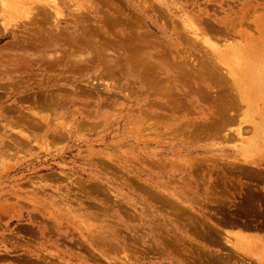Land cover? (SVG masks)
<instances>
[{
	"label": "rangeland",
	"instance_id": "obj_1",
	"mask_svg": "<svg viewBox=\"0 0 264 264\" xmlns=\"http://www.w3.org/2000/svg\"><path fill=\"white\" fill-rule=\"evenodd\" d=\"M54 2L59 10L53 9ZM263 9L264 0H0V56L5 61L0 57V81L11 68L2 50L12 51L10 44L24 27L29 34L36 22L48 32L57 23L66 30L81 17L98 20L117 10L122 18L114 15L132 26V34L148 37L142 44L151 45L155 56L167 54L176 66L170 78L185 84L184 91L179 86L173 93L175 104L181 102L173 112V107L163 108L174 101L156 100L126 67L113 78L99 68H84L68 79L56 66L43 73L44 67L35 64L30 79L8 73L9 81L0 82V264H213L212 257L227 261L235 252L228 241L248 243L264 235V207L244 212L241 204L230 202L241 200V189L264 195V132L254 126L264 121V95L255 100L258 110L250 112L241 88L219 62L235 68L247 63L251 44L264 40V31L258 34L254 23ZM204 62L212 72L206 75L215 89L211 96L218 95L212 82L220 79L227 86L226 106L235 108L227 107L230 117L222 115L216 131L208 125L204 133H195L193 123L197 127L218 113L217 97L214 103L211 96L191 102V72L197 76ZM18 80L19 85L13 84ZM46 91L49 97L59 95L61 103L36 105L33 112L39 115H29L27 126L16 122L33 102L27 99L39 96L42 102ZM158 102L170 104L153 107ZM241 180L250 184L244 190ZM261 243L264 253V238ZM236 258L232 264L242 261Z\"/></svg>",
	"mask_w": 264,
	"mask_h": 264
},
{
	"label": "bare ground",
	"instance_id": "obj_2",
	"mask_svg": "<svg viewBox=\"0 0 264 264\" xmlns=\"http://www.w3.org/2000/svg\"><path fill=\"white\" fill-rule=\"evenodd\" d=\"M108 2H111V1H108ZM54 7H57L56 6V2H54ZM106 3V2H105ZM104 4V2L102 3ZM115 4V3H114ZM107 5V3H106ZM117 5V4H116ZM104 6V5H103ZM110 6V5H109ZM108 7V6H107ZM121 7V6H120ZM118 7V8H120ZM109 8V7H108ZM111 8V7H110ZM109 10H112L110 9ZM116 8V9H118ZM122 8V7H121ZM125 8V7H124ZM57 9L59 10V8L57 7ZM104 9V8H103ZM262 9V8H261ZM45 10V9H44ZM55 10V9H54ZM57 10V11H58ZM81 10V9H80ZM107 11V13H105L107 16L105 17H101L99 18L98 20H90V19H86L85 17H83L85 20H80L81 18H79L78 20L80 22H78L76 25H73L71 28H66V30H62V28H60V26L58 25V23L54 26V32H48L46 30H43L40 26L42 25L41 23H35L37 25V29L34 31L33 34H29L28 33V30L26 29V27H24V30H23V33L21 34V36H18L16 39V41H14V43H11L10 44V47L12 46V51L10 50L9 51V47L7 48L8 51H6V47H5V51L2 50L3 53H7V59H8V62H9V67L10 68V71H8L6 69V72H5V76H3L4 78H2L0 81L1 83H5L6 81H9V78L6 77V75L8 73H10V75H15V76H26L29 78L30 74L33 72L34 68H41V67H44L43 68V73H47V71L49 70V73H50V68L53 69L52 67L56 66L58 68V70L60 71L61 69V72L60 74H63V77L65 78H71L73 77V75L75 73H78V72H81L84 68L87 70V68H91V69H96V68H99V70L103 73L104 76H112V78L114 77L115 74H117L120 70V68L122 69V67H126L127 69L131 70L134 72V74L138 77V80H140V82H142L147 90L151 91L152 95H154L156 97V100L160 101L158 98V96L160 97H167V102H170L172 103L174 101V104L172 103L171 105H169L168 107L166 106L167 103H163V105H165L166 107L163 108L165 110H167L166 108H168L170 111L174 105L175 107H179L180 106V103H176L175 104V100L172 99L174 98V91L176 90V93L180 91L179 89V86H181L182 84V81L177 79V77L171 79L170 77L174 76V72H175V63H170V60L167 59V54L165 53H161L159 54V56H155V50L154 48L152 47L153 51L151 49H149L151 47V45H148V43L146 44H142V39L141 38L143 37V35L141 36V32L138 33L137 35H134L130 32V28L132 26H128L129 27V31H128V27H127V22L126 21H123L122 19H120L119 17H121L119 15V13H117L118 11H120L121 9H118V11ZM264 10V9H263ZM78 11V10H77ZM104 11V10H103ZM122 12V11H121ZM120 12V13H121ZM125 12V10H124ZM264 12V11H263ZM44 13V12H43ZM104 13V12H103ZM118 14V16H115L114 14ZM47 14V13H46ZM100 14V13H99ZM116 14V15H117ZM123 14V12H122ZM81 16V15H80ZM139 16V15H138ZM40 17V16H39ZM48 17H49V14H48ZM134 17V16H133ZM122 18V17H121ZM140 18V17H139ZM136 19V18H135ZM37 20V19H35ZM34 22V21H33ZM40 22V21H38ZM77 22V21H76ZM255 26H256V30H258V34L262 35L263 34V31H264V14L263 16H261V18H258L255 20ZM34 24V25H35ZM44 24V23H43ZM33 25V27H34ZM43 26V25H42ZM50 25H48L49 27ZM134 26V25H133ZM136 26V25H135ZM144 26L141 25V27ZM146 27V26H145ZM144 27V28H145ZM35 28V27H34ZM44 28V27H43ZM50 28V27H49ZM143 28V29H144ZM51 29V28H50ZM70 29H73L72 32H69ZM120 31H118V30ZM217 29V28H216ZM221 29V28H220ZM32 30V29H31ZM137 30V29H136ZM139 31V30H138ZM133 32V31H132ZM148 32V31H146ZM144 32V33H146ZM152 33V32H151ZM14 35L15 33H9V35ZM148 36L150 34H147ZM145 34V36H147ZM260 35H258L260 37ZM15 36V35H14ZM144 36V37H145ZM151 37V36H150ZM153 37V36H152ZM159 36H156V39H159L157 38ZM262 38V37H261ZM146 40H148V37H146ZM144 40V41H146ZM160 41V40H158ZM264 40H260V41H254L251 46H250V49L251 50V54L249 55H252V56H248V58L250 57V59L247 61V63L241 67V68H235L234 65H230V64H227L225 62H223L222 60H219V62H221V64L224 65V67H226L228 70H229V74L233 77L234 81H235V85L237 87H240L241 88V91H242V94H243V97H241L245 102L244 103H247L248 104V110L250 112H256V102L255 100L259 97V96H262L264 95ZM160 46V45H159ZM158 46V47H159ZM249 46V45H248ZM4 47V46H3ZM156 47V46H155ZM157 47V48H158ZM1 48V47H0ZM168 48V47H167ZM1 49H4V48H1ZM156 49V48H155ZM159 49V48H158ZM164 49V48H163ZM169 50V49H168ZM243 50V49H242ZM248 50V51H249ZM161 51V50H160ZM170 51V50H169ZM1 52V50H0ZM155 53V54H154ZM201 53V51L199 52ZM249 53V52H248ZM1 54V53H0ZM171 54V53H170ZM169 54V56H170ZM2 56H5V54H3ZM199 56V54L197 55ZM206 56V55H205ZM1 57V56H0ZM9 57V58H8ZM3 59V62L5 63L4 61V57H1ZM5 58V59H6ZM197 58V57H195ZM201 58V57H200ZM0 59V60H2ZM174 59V58H173ZM210 60V58H209ZM172 61V60H171ZM202 61V60H201ZM197 62V61H195ZM209 62V61H208ZM218 62V61H216ZM7 63V62H6ZM179 63V62H178ZM213 63V62H212ZM3 64V63H2ZM8 64V63H7ZM32 64L34 65L35 64V67L32 66ZM193 64V62H192ZM94 65V67H93ZM169 67V69H166L167 66ZM177 65V63H176ZM199 65V64H198ZM220 65V64H219ZM5 66V65H4ZM212 68L213 66L210 65ZM3 67V65L1 66ZM62 67V68H61ZM174 67V68H173ZM181 67V66H180ZM210 67V68H211ZM220 67V66H219ZM125 68V70H126ZM42 69V68H41ZM48 69V70H47ZM184 69V68H183ZM191 69V68H190ZM215 69V68H214ZM221 69V68H220ZM199 70V74L196 76L194 73V76H192V72H191V81L189 80V82H191V84H189L188 86H190L191 88V102L192 100H196L198 101L200 97V101H203V99H206L207 98H210L211 96V91L212 90H215L213 89V87L211 86V82L210 83H207V80L206 79H209L207 78L206 75L209 74V68L207 65H205V62L204 64L201 63L200 67L198 68ZM5 71V70H4ZM178 71V69H177ZM213 71V69H212ZM215 71V70H214ZM117 72V73H115ZM132 72V73H133ZM179 72V71H178ZM120 73V72H119ZM212 72H210L211 74ZM0 74H2L0 72ZM98 75V73H96ZM177 74V73H176ZM181 74V75H180ZM180 74H178L180 77H183V74L184 72H180ZM47 75V74H46ZM96 75V76H97ZM123 75V74H122ZM177 75V76H178ZM213 75V74H212ZM210 75V76H212ZM40 76V75H38ZM100 76V75H99ZM163 76V78H162ZM178 76V77H179ZM187 76V75H186ZM209 76V77H210ZM229 76V75H228ZM2 77V76H1ZM26 77H25V80H26ZM57 77V76H56ZM24 77H22V80H23ZM54 78V77H53ZM99 78H103V76L101 75ZM219 79V77H216ZM21 79V78H20ZM30 79V78H29ZM45 79V78H44ZM109 79V78H108ZM111 79V78H110ZM186 79V77H185ZM187 79H188V76H187ZM12 80V79H11ZM10 80V81H11ZM14 80V79H13ZM74 80V79H73ZM72 80V82H73ZM210 80V79H209ZM217 80V79H216ZM214 80L215 82H212V84L214 83V88H219L218 89V92H217V96L213 95L211 96L214 100H213V103L214 105H217L218 109V113L215 111V114L217 115V117L213 118L214 120H212L211 118V122H209L208 118H203L201 117V119L203 120V123L205 121L204 124H201L202 122H200V125H198L196 127V125L194 126V124H196L197 122L193 123V130L191 128V132H193L195 130V133H204V131L206 129L210 128L212 129V132L213 131H216V130H213L214 127L217 128V126H221V123L219 122L218 124V121L220 119H222V115H225V112H227V110H229L228 108H232L234 107L235 105L231 106H226V103H225V99L227 98L226 95L227 92L225 93L224 90H227V86H225L224 88V85H222V80L219 82V80ZM27 81H29L27 79ZM27 81L25 83H27ZM60 81V80H59ZM66 81V80H65ZM15 83H18V82H21L20 80L18 81H13ZM23 82V81H22ZM41 82V81H40ZM80 82V81H79ZM86 82V81H85ZM101 82V81H100ZM106 82V81H105ZM110 82V81H109ZM130 82V81H129ZM232 82V81H231ZM0 83V84H1ZM7 83V82H6ZM11 83V82H10ZM24 83V82H23ZM121 83V82H120ZM227 83V82H226ZM234 83V82H233ZM232 83V84H233ZM21 84V83H20ZM101 84V83H100ZM99 84V85H100ZM103 84V83H102ZM112 84V83H111ZM137 84V83H136ZM16 85H19L16 84ZM32 85V84H31ZM34 85V84H33ZM44 85V83H43ZM51 85V83H50ZM105 85V83H104ZM104 85H102L104 87ZM119 85V84H118ZM226 85V84H225ZM49 86V85H48ZM46 86V88L48 87ZM55 86V85H54ZM90 86V85H89ZM88 86V87H89ZM97 86V85H96ZM101 86V85H100ZM185 86V84H184ZM184 86H181V90H183V88H185ZM186 85V87H188ZM218 86V87H217ZM26 87V86H25ZM29 87V86H28ZM21 88V87H20ZM38 88H43V86H40ZM49 88V87H48ZM80 88V87H78ZM97 88V87H96ZM106 88V87H104ZM108 88V87H107ZM106 88V89H107ZM110 88V87H109ZM108 88V89H109ZM189 88V87H188ZM189 88V89H190ZM1 89V87H0ZM22 89V88H21ZM37 89V88H35ZM113 89V88H112ZM28 88L25 89V91H27ZM41 90V89H40ZM52 90V89H51ZM66 90V89H65ZM76 90V89H75ZM89 90V89H88ZM93 90V89H92ZM95 90V89H94ZM98 90V88H97ZM103 90V89H102ZM134 90V89H133ZM3 91V90H2ZM59 91V90H58ZM71 91V90H70ZM231 91V90H230ZM6 92V91H5ZM4 92V94H5ZM43 92V91H42ZM73 92V91H72ZM92 92V91H91ZM140 92V91H139ZM189 92V91H188ZM187 92V93H188ZM37 93V92H36ZM89 93V92H88ZM94 93V92H93ZM99 93V92H98ZM186 93V92H185ZM46 94H48V98L46 96H44L43 98V101H37V99H39V96L37 97L36 95H33V96H36L37 99L33 98L31 100V98H28L27 99V102L29 101H33L32 104H28V108L26 106V109H28V111L26 110V115L21 113L19 118L16 120V122H26V126H27V122L30 121L29 119V115L31 114H35V115H39V113H37L36 111L33 112V109H36L37 107H42L43 108V105H45V107H47L48 105H52L53 104H57L59 102H57L56 100H59L60 99V96L57 95V96H53L51 95L52 92L50 91V95L53 96V97H49V93H47L46 91ZM54 94H56L54 92ZM216 94V92H215ZM32 95V94H31ZM41 95V96H42ZM70 95V94H69ZM5 96V95H4ZM27 96H30L27 95ZM59 96V97H58ZM91 96V94L89 95ZM198 96V97H197ZM236 96V95H235ZM32 97V96H31ZM176 97V95H175ZM207 97V98H206ZM217 97V98H216ZM226 97V98H224ZM216 98V99H215ZM223 98H224V101H223ZM165 99V98H163ZM25 100V99H24ZM42 100V98H41ZM61 100V99H60ZM59 100V101H60ZM242 100V101H243ZM205 101V100H204ZM208 102V101H207ZM218 102V104H217ZM61 103V102H60ZM59 103V104H60ZM154 103H157L154 101ZM153 103V104H154ZM162 103V102H161ZM168 103V104H170ZM196 103V102H195ZM229 103V102H228ZM19 104V103H18ZM159 104V105H158ZM158 104H155L153 105V107H164L162 104L160 106V103L158 102ZM167 104V105H168ZM208 105L210 103H207ZM230 104V103H229ZM258 104V103H257ZM37 105V107H36ZM259 105V104H258ZM211 106V105H210ZM217 106H214L217 107ZM262 109L263 107L261 105H259ZM263 106H264V103H263ZM24 107V106H23ZM21 107V108H23ZM36 107V108H35ZM51 107V106H50ZM228 107V108H227ZM236 107H237V104H236ZM239 107V105H238ZM17 108V107H16ZM235 108V107H234ZM12 109V108H11ZM151 109H152V106H151ZM154 109V108H153ZM237 109V108H236ZM20 110V109H19ZM161 110V109H160ZM168 110V112H169ZM174 110V107L172 108V111ZM214 110V109H213ZM216 110V109H215ZM233 110V108H232ZM235 110V109H234ZM247 110V111H248ZM258 110V109H257ZM12 111H14V108L12 109ZM16 111V110H15ZM25 111V110H24ZM23 112V111H21ZM154 112V111H153ZM174 112V111H173ZM224 112V113H223ZM239 112V111H238ZM262 112V111H261ZM37 113V114H36ZM253 113V114H254ZM260 113V112H259ZM143 114V113H142ZM153 115L156 114V113H152ZM231 114V113H230ZM233 114V112H232ZM16 116V115H15ZM205 116V115H204ZM203 116V117H204ZM213 116V115H212ZM234 116L236 117V115L234 114ZM165 117V116H164ZM167 117V115H166ZM169 117V116H168ZM167 117V118H168ZM227 117V116H226ZM224 117V118H226ZM230 115L227 117L229 118ZM9 118V117H8ZM13 118V117H12ZM171 117H169V120H170ZM231 118H234L233 116H231ZM249 118L251 119V116H249ZM32 119V118H31ZM173 120V119H172ZM209 122V124H207L206 122ZM221 121V120H220ZM224 121V120H223ZM11 122V121H10ZM34 122V121H32ZM31 122V124H32ZM43 122V121H41ZM40 120H39V123H41ZM222 122V121H221ZM254 122V121H253ZM228 123V122H227ZM15 124V123H13ZM36 124V123H35ZM198 124V123H197ZM18 125V124H17ZM41 125V124H40ZM209 125V126H208ZM24 126V125H23ZM43 126V125H42ZM208 126V128H207ZM254 126H255V129H256V132L258 133H263L264 132V121L262 120V124L260 125V123H254ZM263 126V127H262ZM21 127V126H19ZM46 127V126H45ZM222 127V126H221ZM220 129V127H218ZM21 129V128H20ZM23 129V127H22ZM25 129V128H24ZM223 129V128H221ZM39 130H42V129H39ZM23 131V130H22ZM26 131V130H25ZM24 131V132H25ZM203 131V132H202ZM16 134V133H15ZM242 132H241V128H239L238 130V134L239 136H241ZM58 135V134H57ZM216 135V134H215ZM16 136V135H15ZM14 136V137H15ZM18 136V135H17ZM61 137V136H60ZM204 137H208V136H205ZM20 138V136H19ZM15 139V138H13ZM203 139V138H202ZM19 140V139H18ZM17 143V142H15ZM19 143H17L16 145H18ZM23 144V143H22ZM20 146V145H19ZM8 147V146H7ZM24 147V146H22ZM10 149V147H9ZM15 149V148H14ZM24 149V148H23ZM4 150V149H3ZM13 150V149H12ZM19 152V151H18ZM6 153V152H5ZM17 154V153H16ZM250 174V173H249ZM239 186L242 188L243 187V190L245 189V185L249 184L247 182H241L239 181L238 182ZM250 185V184H249ZM248 186H246V189L250 188ZM254 186V184H252ZM239 186H236L237 188ZM257 186V185H256ZM259 186V185H258ZM248 187V188H247ZM240 188V189H241ZM254 188V187H253ZM257 188V187H256ZM194 189V188H193ZM192 187H191V190H193ZM196 189V188H195ZM252 189V188H251ZM249 189V190H251ZM242 190V189H241ZM240 190V191H241ZM253 191L255 190L252 189ZM264 190V189H263ZM240 191L238 192L239 194V198L241 199L240 201H236V199H233L231 200V205H236L238 206V204H241V209L244 208V212L245 210L247 209H250L248 211H251L253 209H258V208H262L264 207V195H256L255 193L253 192H248V193H243L245 191H243L242 193H240ZM192 192V191H191ZM259 192V191H258ZM263 192V191H262ZM243 194V195H242ZM192 195V194H191ZM240 195H242L240 197ZM246 195V196H245ZM193 197V196H192ZM238 199V198H237ZM228 200V199H227ZM226 200V201H227ZM238 206V208H240ZM231 208V207H230ZM229 208V209H230ZM264 208H262V211H263ZM243 211V210H242ZM261 211V209H260ZM257 212V211H256ZM240 213V212H239ZM260 213V212H258ZM264 215V213H263ZM34 217V216H33ZM36 218V217H35ZM199 218V217H198ZM261 218V217H260ZM243 219V218H242ZM201 222V221H200ZM204 224H206L204 222ZM264 226V225H263ZM194 227V226H193ZM262 226L258 227V229H260ZM214 228V227H212ZM252 228V227H251ZM255 228V227H253ZM256 228V229H257ZM264 228V227H263ZM208 230V229H206ZM263 230V229H262ZM214 231V229H213ZM249 231V230H248ZM252 231V230H250ZM254 231V230H253ZM252 231V232H253ZM117 232V231H116ZM211 232V231H210ZM256 232V231H255ZM215 233V231H214ZM220 233V232H219ZM206 234V233H205ZM205 234H201L203 235L204 238H208L209 236H204ZM210 234V233H209ZM208 234V235H209ZM111 235V234H109ZM214 234H212L211 232V235L212 236ZM193 236V235H192ZM216 236V235H215ZM258 236V238L256 237ZM255 237H253L252 239H256L257 242H251L249 241L248 243L245 241L244 237L241 238V239H244L243 241L242 240H238L237 239V242L236 243H233V242H230L228 240V243H230L231 245H229V247L231 248V246L234 248L235 252H232L230 255L227 256V261L223 259V261L221 262H215L216 261V258L212 257L213 259V262L216 264H232L231 262L234 261L233 259H237L236 257H238V259L240 258V260L242 259V263L245 262V260L243 259H249V261L251 260L252 262H254L255 264H264V253H263V249L261 248L262 247V240L264 238V235H256ZM201 237V236H200ZM213 237V236H212ZM251 237V236H250ZM204 238H201L202 240H204ZM206 238V240H207ZM248 238V237H247ZM246 238V239H247ZM213 239V238H212ZM215 240V239H214ZM254 240V241H256ZM208 241V240H207ZM206 241V242H207ZM207 243L210 244V241H208ZM206 243V244H207ZM214 244L216 242H213ZM211 243V245L213 244ZM221 242H219L220 244ZM205 244V243H204ZM227 245V244H226ZM261 245V246H260ZM219 248H220V245H218ZM198 247V246H197ZM195 248V247H194ZM198 249V248H197ZM232 249V248H231ZM196 250V249H195ZM258 250V251H256ZM199 251H201L199 249ZM233 251V249L231 250ZM230 251V252H231ZM260 251V252H259ZM200 253V252H199ZM209 253V252H208ZM261 253V254H260ZM228 254V253H227ZM235 254H236V257H235ZM204 255V254H203ZM207 257V255H205ZM209 256V255H208ZM226 256V254H225ZM240 256V257H239ZM217 257V256H216ZM195 258V257H194ZM209 258V257H208ZM27 259V258H26ZM210 259V258H209ZM29 260V259H28ZM196 260V259H195ZM194 260V261H195ZM198 260V259H197ZM201 260V259H200ZM203 261V259H202ZM236 261V260H235ZM238 261V260H237ZM248 261V260H247ZM240 262V261H239ZM240 262V264H241ZM200 264V261L198 262ZM204 263L206 264L205 260H204ZM213 263V264H214ZM236 263V262H235ZM234 263V264H235ZM246 263V262H245ZM250 263V262H249ZM248 262L246 264H249ZM238 264V262H237ZM244 264V263H243ZM252 264V263H251Z\"/></svg>",
	"mask_w": 264,
	"mask_h": 264
}]
</instances>
